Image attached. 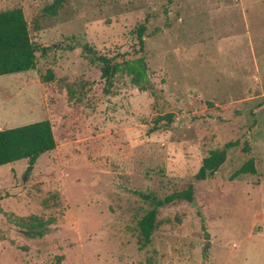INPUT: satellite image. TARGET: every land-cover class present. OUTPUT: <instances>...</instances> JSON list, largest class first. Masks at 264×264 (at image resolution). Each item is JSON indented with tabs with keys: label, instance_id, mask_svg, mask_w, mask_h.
Listing matches in <instances>:
<instances>
[{
	"label": "rangeland",
	"instance_id": "374dc122",
	"mask_svg": "<svg viewBox=\"0 0 264 264\" xmlns=\"http://www.w3.org/2000/svg\"><path fill=\"white\" fill-rule=\"evenodd\" d=\"M12 7L36 61L0 75V129L46 119L55 146L29 170L0 165V264H264V0H0ZM140 22L145 89L119 71L106 84L81 47L129 53ZM247 159L254 172L231 176ZM188 183L140 247V193Z\"/></svg>",
	"mask_w": 264,
	"mask_h": 264
},
{
	"label": "trees",
	"instance_id": "16d2710c",
	"mask_svg": "<svg viewBox=\"0 0 264 264\" xmlns=\"http://www.w3.org/2000/svg\"><path fill=\"white\" fill-rule=\"evenodd\" d=\"M55 3V2H54ZM52 3L51 5H54ZM51 9L52 6H49ZM145 23L140 22L135 26V44L129 53H122L106 57L96 53L90 46L83 45L81 54L91 64L99 69L100 76L106 84H110L111 78L116 72H125L130 76V81L138 90L145 89L146 72L143 57L142 35ZM36 48L30 41L27 22L19 7L0 10V75L17 73L32 69L35 65ZM49 77V75H47ZM258 106H261L259 104ZM257 108V107H256ZM169 118V115H165ZM153 130L155 127H151ZM237 141H228L219 149H211L201 159L200 165L192 178L203 180L211 177L219 165L224 161L226 152ZM55 146V140L49 122L46 119L29 122L26 124L0 129V165L26 159V170H29L36 158ZM253 173L254 168L251 159H247L231 176L243 173ZM151 207L145 211L137 222L141 246L149 241L153 229L156 208L168 204L174 200H192V184L185 188L155 197L152 194L140 193Z\"/></svg>",
	"mask_w": 264,
	"mask_h": 264
},
{
	"label": "water",
	"instance_id": "95a60500",
	"mask_svg": "<svg viewBox=\"0 0 264 264\" xmlns=\"http://www.w3.org/2000/svg\"><path fill=\"white\" fill-rule=\"evenodd\" d=\"M206 242H207V241H205V242L203 243V248H205V246H206Z\"/></svg>",
	"mask_w": 264,
	"mask_h": 264
}]
</instances>
